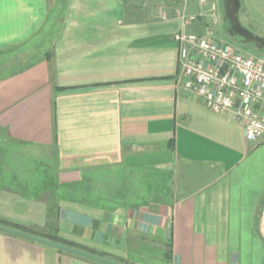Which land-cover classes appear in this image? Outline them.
Here are the masks:
<instances>
[{
    "label": "crops",
    "instance_id": "1",
    "mask_svg": "<svg viewBox=\"0 0 264 264\" xmlns=\"http://www.w3.org/2000/svg\"><path fill=\"white\" fill-rule=\"evenodd\" d=\"M56 2L0 0V218L128 264H264V139L183 87L182 18L66 0L54 26ZM0 264L103 263L0 231Z\"/></svg>",
    "mask_w": 264,
    "mask_h": 264
},
{
    "label": "built area",
    "instance_id": "2",
    "mask_svg": "<svg viewBox=\"0 0 264 264\" xmlns=\"http://www.w3.org/2000/svg\"><path fill=\"white\" fill-rule=\"evenodd\" d=\"M200 3L203 6L209 0ZM210 11L216 22V1L210 2ZM178 16L183 26L174 38L179 44L183 87L201 97L214 112L233 111L248 139H264V57L193 32L189 27L198 14L179 12Z\"/></svg>",
    "mask_w": 264,
    "mask_h": 264
},
{
    "label": "rangeland",
    "instance_id": "3",
    "mask_svg": "<svg viewBox=\"0 0 264 264\" xmlns=\"http://www.w3.org/2000/svg\"><path fill=\"white\" fill-rule=\"evenodd\" d=\"M66 0H57L56 2V20L54 26L59 25V21L64 12ZM149 2L155 8V12H160L159 7H167L168 11H174L176 14L183 12L185 14H198L196 29L193 32L199 34H208L218 42H226L236 47L246 54H257L264 57V0H216L218 19L215 22L208 3L201 6L200 0H143ZM237 1V4H235ZM144 4V3H143ZM160 4V5H159ZM195 5L196 11H190V7ZM146 6V5H145ZM183 6L187 9L183 10ZM148 8V7H147ZM230 8L233 11L232 17L229 15ZM207 9V10H206ZM209 10V11H208ZM206 15L209 22H203ZM205 18V17H204ZM56 22V23H55ZM194 23V24H195ZM238 25L242 31L235 30ZM53 27V25H52ZM51 27V28H52ZM230 32L235 33L233 36ZM247 33V36L246 34ZM230 36V38H229Z\"/></svg>",
    "mask_w": 264,
    "mask_h": 264
},
{
    "label": "water",
    "instance_id": "4",
    "mask_svg": "<svg viewBox=\"0 0 264 264\" xmlns=\"http://www.w3.org/2000/svg\"><path fill=\"white\" fill-rule=\"evenodd\" d=\"M240 32L243 33V31H240ZM245 34L247 36V33H245ZM0 231H4L7 233L16 235V236H20V237H23V238H26V239H29V240H32V241H35V242H38V243H41L44 245H48V246L63 250L65 252H69V253H72L75 255H79V256H82V257H85V258H88V259H91V260H94V261H97V262H100L103 264H128V263H125V262H122L119 260H115L112 258L101 256V255H98V254H95L92 252H88V251L76 248V247L68 245V244L56 242V241H53V240H50V239H47L44 237H40V236L31 234V233L13 228V227L5 226L2 224H0Z\"/></svg>",
    "mask_w": 264,
    "mask_h": 264
},
{
    "label": "trees",
    "instance_id": "5",
    "mask_svg": "<svg viewBox=\"0 0 264 264\" xmlns=\"http://www.w3.org/2000/svg\"><path fill=\"white\" fill-rule=\"evenodd\" d=\"M0 224L5 225V226H9V227H13V228H16V229H19V230L40 236V237H44V238H47V239H50V240H53L56 242H60V243H64V244L74 246V244H71V243L61 239L59 236H57V234L55 232H44L39 228H34V227H29V226L17 224V223L11 222V221L3 219V218L2 219L0 218Z\"/></svg>",
    "mask_w": 264,
    "mask_h": 264
},
{
    "label": "flooded vegetation",
    "instance_id": "6",
    "mask_svg": "<svg viewBox=\"0 0 264 264\" xmlns=\"http://www.w3.org/2000/svg\"><path fill=\"white\" fill-rule=\"evenodd\" d=\"M235 4H237V1H235ZM229 15H230V17H232V15H233V11H232V9L230 8V10H229ZM233 18V17H232ZM240 30V31H242V29L238 26V25H236L235 26V30L237 31V30ZM238 32V31H237ZM235 33H233V32H230V35L231 36H233ZM229 38H230V36H229Z\"/></svg>",
    "mask_w": 264,
    "mask_h": 264
}]
</instances>
